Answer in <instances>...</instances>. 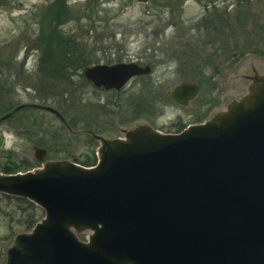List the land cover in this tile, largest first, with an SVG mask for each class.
<instances>
[{
	"label": "water",
	"instance_id": "water-1",
	"mask_svg": "<svg viewBox=\"0 0 264 264\" xmlns=\"http://www.w3.org/2000/svg\"><path fill=\"white\" fill-rule=\"evenodd\" d=\"M148 72L133 62L97 64L84 76L119 90ZM253 82L226 111L179 133L140 125L101 138L94 166L52 161L1 174V193L44 213L7 264H264V76ZM197 93L189 82L168 92L182 106ZM32 153L40 162L46 150ZM81 230L90 231L86 242L75 236Z\"/></svg>",
	"mask_w": 264,
	"mask_h": 264
},
{
	"label": "rangeland",
	"instance_id": "rangeland-1",
	"mask_svg": "<svg viewBox=\"0 0 264 264\" xmlns=\"http://www.w3.org/2000/svg\"><path fill=\"white\" fill-rule=\"evenodd\" d=\"M2 1L0 72L8 75L25 58L23 77L31 88L26 96L21 90V98L31 103V117L7 126L0 168L22 162L34 171L52 161L78 163L92 154L97 159L101 138H124L140 125L177 133L168 127L212 119L242 99L255 77L264 76V0H219L222 25L213 22L204 33L194 28L203 18L196 0ZM60 2L65 12L55 20ZM41 5L51 6L47 10L54 21L44 28L33 15ZM43 52L63 56L66 64L76 62L80 70L55 74V65L49 70L50 61H39ZM130 62L149 65V72L133 76L119 90L94 87L84 76L93 65ZM182 82L198 86L185 106L168 94ZM33 146L46 150L42 161L34 158ZM43 217L35 203L0 192V264H7L16 239ZM74 233L86 242L90 231Z\"/></svg>",
	"mask_w": 264,
	"mask_h": 264
},
{
	"label": "flooded vegetation",
	"instance_id": "flooded-vegetation-1",
	"mask_svg": "<svg viewBox=\"0 0 264 264\" xmlns=\"http://www.w3.org/2000/svg\"><path fill=\"white\" fill-rule=\"evenodd\" d=\"M150 1L151 0H149L148 2ZM185 1H192V0H185ZM196 1L200 3L201 16L203 17L199 22H197L199 25L194 27L196 30L204 33V30H207L208 28L207 26H210L213 22L218 24V26L222 25V11L219 9V6H218L219 0H196ZM146 3H143V4H146ZM49 7L51 6L41 5V6L36 7L39 11L33 12V13H36V14H33L34 19H36V21H38L37 19L40 20L39 23L40 25L43 26L42 28H44V25H46L49 19L53 18L52 15L48 14L47 9H49ZM52 9H55V8H52ZM36 15H38V17ZM54 18L55 20L57 19L56 17ZM54 24L56 25L58 24V22ZM59 56H60L59 54L53 55L47 52H43L40 55L39 61H43V62L44 60L50 61L49 70H51L52 67L55 65L56 68L53 69L55 71L54 72L55 74H63V73L65 74L66 73L72 76L78 73V71L80 70V66H75L76 62L66 64V62H64L63 60L64 59L63 56L62 58L61 56L60 57ZM70 56L71 55L66 56V60H71ZM14 58L17 59L16 56ZM44 65H48V64H44ZM143 66H146V64ZM26 72H27V69L25 68V58L20 63L18 68L14 66L11 67V73L8 72L9 73L8 75L4 72H0V82H3L2 84H0V137H3L5 139V142H6V135H7L5 130L7 129V126H9L10 124L21 122L25 119H28V117H31V103L22 102L23 99L21 98V90H24L23 93L26 96L27 92H29L31 88L30 84L27 83V80L25 79V77H23V75L25 76ZM16 73H18V76H15ZM39 109L46 110L44 109V106H41V108ZM198 119L200 120V118L197 117L193 121L196 122V120ZM173 123L174 122L170 123L169 125ZM190 124L192 123L186 124V126H184V123L182 125L180 123V124H176V126L174 125L172 128L168 125L169 126L168 129L170 131L174 130L175 132H180L185 127H187V125H190Z\"/></svg>",
	"mask_w": 264,
	"mask_h": 264
},
{
	"label": "trees",
	"instance_id": "trees-1",
	"mask_svg": "<svg viewBox=\"0 0 264 264\" xmlns=\"http://www.w3.org/2000/svg\"><path fill=\"white\" fill-rule=\"evenodd\" d=\"M60 1V0H59ZM57 0L56 4L59 2ZM59 9V10H58ZM56 10L55 13V17L59 18V14L60 16L62 15L63 12H65V8L64 5L60 2L59 8ZM61 9V10H60ZM45 35V34H44ZM43 36V43L44 45L48 44V39H49V34L48 36ZM48 46V45H47ZM56 51V50H55ZM50 52V51H49ZM60 52V51H58ZM65 54L68 53L67 51H63L61 52V54ZM70 53V52H69ZM65 62V58L63 59ZM96 156L94 154H92L89 159L82 161V162H78L83 166H93L96 163ZM75 162V161H74ZM33 168V166L31 164H23L22 162H13V164L11 165H4L1 169V172L5 173V174H14L17 172H25L29 169Z\"/></svg>",
	"mask_w": 264,
	"mask_h": 264
}]
</instances>
